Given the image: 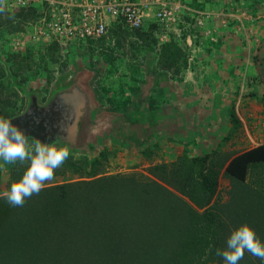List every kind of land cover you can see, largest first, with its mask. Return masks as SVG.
Wrapping results in <instances>:
<instances>
[{
  "label": "trees",
  "instance_id": "trees-1",
  "mask_svg": "<svg viewBox=\"0 0 264 264\" xmlns=\"http://www.w3.org/2000/svg\"><path fill=\"white\" fill-rule=\"evenodd\" d=\"M40 10L41 7H30L1 13L0 28L13 36L28 33ZM110 33L116 34L123 55L136 58L154 40L144 27L130 30L122 21L112 23L105 37ZM30 45L27 43L24 48ZM53 45L60 47L56 42ZM90 47H94L92 43ZM4 73L0 65V78ZM1 93L0 90V97ZM0 103V118L15 117L6 111L8 98ZM235 120L239 123L237 116ZM101 156L102 161L95 158L91 163L83 157L78 165L69 157L55 170V178L72 171L80 179L50 185L45 182L38 195L26 198L22 207H13L19 215L11 232L14 230L27 241L17 247L22 258L19 253L10 255L12 264H224L216 249L226 247L232 229L222 226L225 221L217 188L229 155L182 157L173 163L151 165L143 172L117 174H106L107 153L102 152ZM262 163L264 145H259L234 157L222 176L231 183L241 182L244 187L252 171L264 172ZM18 167L12 171L6 189L0 188V199H6L4 193L22 178L24 171ZM257 185L258 189L250 191L261 206L260 211H255L260 212L256 218L261 217L253 229L259 231L257 238L264 243V179ZM23 224L26 225L17 228ZM3 241L0 238V252L6 246ZM245 255L251 264H256L255 260L264 264L247 251Z\"/></svg>",
  "mask_w": 264,
  "mask_h": 264
},
{
  "label": "crops",
  "instance_id": "crops-1",
  "mask_svg": "<svg viewBox=\"0 0 264 264\" xmlns=\"http://www.w3.org/2000/svg\"><path fill=\"white\" fill-rule=\"evenodd\" d=\"M186 1L210 14L209 34L158 45L149 20L144 30L154 40L137 58L129 54L127 65H121L114 33L94 47L74 42L81 52L97 53L102 65H87L89 75L80 73L69 84L83 93L72 109L75 114L81 108L85 119L64 146L91 149L114 140L130 166L146 168L182 157L229 155L224 171L234 157L264 145L251 144L249 135L251 127L257 134L264 128V0ZM122 108L129 110L130 124L119 120Z\"/></svg>",
  "mask_w": 264,
  "mask_h": 264
},
{
  "label": "rangeland",
  "instance_id": "rangeland-1",
  "mask_svg": "<svg viewBox=\"0 0 264 264\" xmlns=\"http://www.w3.org/2000/svg\"><path fill=\"white\" fill-rule=\"evenodd\" d=\"M6 12H8V10L5 9V13ZM4 14L2 17H5ZM25 26L27 27L29 25L26 24ZM30 28H33L32 24H30ZM28 32H30V30ZM17 39L18 34L16 36L10 35L5 28H0V65L3 66L5 72L0 78L2 86L4 87L0 85V90L2 92L0 101L6 98L9 99V103L6 104V111L12 116L20 115L27 109L30 96L37 99L39 103L42 104L50 99L56 91L63 88L70 89L69 84H71V81L80 73L82 76L89 75L90 70L87 65H102L100 62L101 58L97 53L81 52L79 49H76V47L80 45L77 43H74L70 48V44L59 47L58 45H53V43L39 40L25 49L17 46ZM24 40L27 41L28 36H25ZM126 45L128 44L126 43ZM125 49L124 52L126 53ZM128 55L129 54L122 55L123 59L120 60L121 65H127L129 61ZM113 60H117V56H114ZM240 82H242V80H239V83ZM246 84L247 82L245 85ZM144 91L143 89L142 92L138 94V101L140 102L146 97ZM1 106H3V102ZM128 111L125 108L117 109V114L123 115L119 117L122 123H131L130 120L132 118H130V113ZM252 124L253 123H249V125ZM252 126H254V124ZM252 129L253 127L249 128V135L251 136L250 143H264V128H262L258 134ZM255 130H258V128H255ZM246 135L249 138L247 133ZM68 139L71 141L73 137L70 136ZM68 139H66L67 142ZM110 141L113 144L111 146L109 145ZM113 141L109 139L106 144L102 142L103 145H93L91 149L84 147L82 149L68 148L62 144V140L56 142V144L57 147L67 148L70 153L69 157H72V161L77 165L81 162L83 157L89 161H87L88 163L93 162L95 158L102 161L103 158L101 153L106 152L107 159L105 161L106 166H104L106 174L131 173L133 171L143 172L147 170L148 167H142L138 163L136 166L139 168L134 167L135 165L130 166L125 161L123 153L117 150L116 143ZM32 143L34 142L30 140L29 144ZM89 152H92V157L89 155ZM68 161L69 159H67L66 162ZM17 165H19V170L25 171L28 167V162L20 163L18 161L15 164H6L0 159V188L2 190L6 189L11 178L10 175ZM262 165H264V163H262ZM89 169L90 168H87V170ZM260 170L256 169L248 175L244 187L242 183L238 181H233L232 184L228 178L222 176L223 171H221L217 188V199H219L222 204L220 205V211L224 214V216H222V220L225 221L222 222L223 227H231V229L234 230L243 224H248L253 229L254 226L258 225L261 216L256 218L257 214H260V212L255 211H260L258 207L261 206L257 204V198H255L256 194H253L250 188L258 189V182L264 179V172ZM78 179H80L78 175L74 174L72 171H67L66 174L59 176L58 179L54 178V180L46 181V184L50 185L51 183H60L62 181L70 182ZM258 201L260 200L258 199ZM203 211L204 209H199V212ZM18 212L17 208H13L9 205L7 199H0V238L4 240L3 245H6L3 251L0 252V264H12L13 261L10 255L17 256L19 253L17 252V247H23L25 241H27L23 239V237L17 236L14 230L11 232V226L17 215H19ZM22 217L23 216L19 219L21 220ZM26 224L19 225L17 228L20 229V226ZM255 232L259 234V231ZM12 246H15L16 249H13ZM18 256L22 258L23 254L19 253ZM221 261H223V259H221ZM255 261L256 264H258L257 260ZM239 264H251V262L247 259V256L244 255L243 259L239 261Z\"/></svg>",
  "mask_w": 264,
  "mask_h": 264
},
{
  "label": "built area",
  "instance_id": "built-area-1",
  "mask_svg": "<svg viewBox=\"0 0 264 264\" xmlns=\"http://www.w3.org/2000/svg\"><path fill=\"white\" fill-rule=\"evenodd\" d=\"M4 6L8 11L41 7L32 30L18 33L16 44L23 48L39 40L60 46L74 42L95 45L117 21L133 30L151 20L157 25L158 45L210 33L205 28L210 14L190 7L186 0H4Z\"/></svg>",
  "mask_w": 264,
  "mask_h": 264
},
{
  "label": "clouds",
  "instance_id": "clouds-1",
  "mask_svg": "<svg viewBox=\"0 0 264 264\" xmlns=\"http://www.w3.org/2000/svg\"><path fill=\"white\" fill-rule=\"evenodd\" d=\"M4 12V0H0V13ZM29 139L23 129L0 118V159L6 164L28 162L22 178L12 183L10 190L4 193L12 207H22L26 198L38 195L46 181L54 180L55 170L62 167L70 155L67 148L57 147L55 141L36 139L29 144ZM246 251L264 261V243L257 238L254 229L243 224L232 230L226 247L216 249V255L223 258L224 264H239Z\"/></svg>",
  "mask_w": 264,
  "mask_h": 264
},
{
  "label": "water",
  "instance_id": "water-1",
  "mask_svg": "<svg viewBox=\"0 0 264 264\" xmlns=\"http://www.w3.org/2000/svg\"><path fill=\"white\" fill-rule=\"evenodd\" d=\"M75 90L74 87L60 89L43 105L30 96L27 109L20 115L6 120H10L23 129L30 139H39L41 142L43 138H54L56 134L64 136L61 132L65 130L70 131L68 136H74L78 131V124L81 126L82 120L85 119L81 116L83 111L81 108L78 113H73L72 108L76 104L79 106L84 99L83 93ZM64 139L63 137L61 140L66 142ZM53 140L58 141L59 139Z\"/></svg>",
  "mask_w": 264,
  "mask_h": 264
},
{
  "label": "flooded vegetation",
  "instance_id": "flooded-vegetation-1",
  "mask_svg": "<svg viewBox=\"0 0 264 264\" xmlns=\"http://www.w3.org/2000/svg\"><path fill=\"white\" fill-rule=\"evenodd\" d=\"M47 102V101H46ZM46 102H44V103H42V105L43 104H45ZM40 104V103H39ZM61 133H63L64 134V136H62V134ZM61 133H59V134H61V135H58V134H56L55 135V137L54 138H43V141L42 142H54V140L53 139H59L58 141H55V142H59V141H61V139H63V137L65 138L64 140H66V139H68V137H70V136H68L69 134L68 133H70V131L69 132H67V130H65V131H62ZM72 135L74 134L73 132L71 133ZM62 136V137H61ZM61 137V138H60ZM73 137V136H72ZM30 140H32L33 142L35 141L34 139H29V141ZM67 141V140H66ZM68 142H69V139H68ZM71 143H72V141H71Z\"/></svg>",
  "mask_w": 264,
  "mask_h": 264
}]
</instances>
